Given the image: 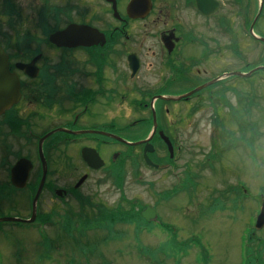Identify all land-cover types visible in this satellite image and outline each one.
I'll use <instances>...</instances> for the list:
<instances>
[{"label":"rangeland","instance_id":"obj_1","mask_svg":"<svg viewBox=\"0 0 264 264\" xmlns=\"http://www.w3.org/2000/svg\"><path fill=\"white\" fill-rule=\"evenodd\" d=\"M46 1L0 0V44L8 47L7 51L12 59L15 56L20 58L23 54L18 52L19 44L14 43L19 33L12 32L8 26L17 27L21 34H25L21 36L23 41L20 39L25 44L27 34L30 33L24 28L38 24L37 16L44 15L40 13L43 5H47L43 11L51 10V6L67 10L70 5L79 6L82 3L87 5V0ZM221 1L225 7L217 19H224L225 28L214 35L220 43V49L215 52L213 50L211 56L207 58L210 59L205 65L208 79L220 73L246 70V68L235 69L234 61L230 57L229 36L235 24H231L229 14L225 12L228 10L229 0ZM239 1L242 4L247 0ZM260 2L261 0H253L250 19L253 18L254 13L256 15ZM4 11L6 13L9 11L11 19L8 14H6L8 18H3ZM68 14H71L73 19H77L74 13L62 12L58 15V27L65 26L67 20L65 16ZM186 16L191 23L195 22L193 14L187 12L185 18ZM47 19L50 20L51 25H56L51 20V16L47 15ZM105 21L110 20L105 17ZM238 22L240 33L245 37L241 32L243 26L241 19H238ZM253 30L254 33L264 35V5ZM245 32L250 39L246 29ZM40 33H31L33 37L29 38L31 43L28 52H35L38 49L36 45L34 46V41L41 36ZM209 37L211 36L207 32L206 40ZM244 37H240V40L243 41ZM24 44L22 49L25 47ZM245 45L247 46L242 48L244 55L247 56L248 65L264 64L263 46L258 43H245ZM213 48L215 46H210V49ZM46 57H50V54L48 53ZM241 65L242 63H239L237 67ZM202 81L201 78L195 84L184 86L182 90L188 92ZM215 85L217 87H214ZM198 97L200 98L197 99ZM136 99L139 98L127 94L124 109L119 112L115 108L110 109L109 118L118 122V115L123 116L121 125L130 126L138 119L147 117V112L141 113L134 108L133 101ZM190 100L179 103V112L168 116V120L174 124L170 126L169 132L165 131L175 139L178 149L173 167L154 171L141 162L137 169L127 163L124 175H118L116 183L105 175V171L93 174L82 193L84 198H89L92 205L98 208H94V211L88 207L82 208L77 202H68V211L73 212V216L83 215L90 219V223L86 225L68 226V237L63 235L60 226H45L43 230L48 242L43 243L40 235L42 230L37 227L38 224L36 226L0 225V231L5 232V236L0 235V264H86L87 250L93 251V264H174L170 260L174 261L178 255H180L177 258L178 264H195L197 260L203 264H245L246 260L252 258V251L259 249L261 241H264V229L259 231L254 229L260 209V199L264 198V71H259L249 78L233 77L227 82L214 84L196 93ZM195 101L197 106L193 103ZM230 111L240 118L238 125L242 127L231 121L233 113ZM215 112L220 116V120H216L213 124ZM50 127L51 125L46 123V129L49 130ZM107 131L131 141L142 139L146 133L143 127H138L133 136L128 133L131 137H127L121 130L120 124ZM230 132L234 133L235 137L241 133V136L246 137L247 140L253 139V145L250 146L239 139L229 140L230 136L226 135ZM55 136L52 135L47 139L46 147L54 138L61 137L59 134ZM2 142L5 143V140L0 137V144ZM11 145L13 147L9 149L11 154L3 161L0 152V185H4L6 180L3 172L5 166L12 164L11 161H14L18 150L22 152L21 146ZM79 145L73 146V154L78 155ZM98 145L100 153L108 160L111 153L124 149L117 144ZM2 149L1 144L0 151ZM134 150L133 157H139L138 148ZM215 150L221 151V156L217 159H220L219 161L208 158L214 155ZM165 152L164 149L159 148L157 153L159 157H165ZM249 152L252 153L251 156ZM54 167L55 165L52 164L53 171ZM110 168L111 166L108 169ZM187 176L190 177L191 182L185 178ZM71 178L72 175H69L68 170L59 173L54 171L53 177L49 180L58 186H65L71 182ZM117 183L121 185V190L114 187ZM185 187L189 189L185 192L169 194L167 197L170 199L163 200V196L175 188L182 190ZM46 199L43 196L41 204L47 206ZM14 201H17L19 212L10 211L8 217H27L29 213L27 195L20 193ZM139 205L155 206L161 222L170 225L172 227L169 228L170 230L177 231L176 242L180 244L179 248L173 246L172 238L165 237V230L161 231L160 227L152 226L148 230L143 228L142 232L135 233V226L133 228L131 224H122L123 218L115 217L117 206H121L119 212L124 215L125 223L128 222V218H137ZM99 206H103L107 211L114 210L112 216L105 219L108 223L97 221L95 224L94 219L101 218ZM71 230L77 239H79V231L87 230V238L82 237L81 241H74L76 238L71 240ZM197 240L203 248L202 254H197V250H190L197 246ZM249 240L254 241L249 244L247 251ZM262 246L261 248L264 249V243ZM189 250L191 253L188 252ZM185 252L189 255L183 258L184 255L181 253ZM247 252L250 253V258L246 257ZM255 264H264V252L256 259Z\"/></svg>","mask_w":264,"mask_h":264},{"label":"flooded vegetation","instance_id":"obj_2","mask_svg":"<svg viewBox=\"0 0 264 264\" xmlns=\"http://www.w3.org/2000/svg\"><path fill=\"white\" fill-rule=\"evenodd\" d=\"M131 1L87 0V5L83 3L79 6L70 5L67 10L51 6V10H45L46 14L51 16V20L58 18L62 12L74 13L77 19L68 14L65 16L67 20L64 27H58V21L54 20L52 21L56 25H51L47 19L46 26L24 28L30 34L32 32L43 34L62 31L69 24L84 25L104 34L106 41L103 45L90 48L65 49L51 45L47 42V37L40 36L34 46H38L37 54L41 57L35 63L36 72L32 77L17 69L16 64H29L33 57L9 60V71L16 74L19 79V98L4 115L0 116V137L5 140V143H1L2 161L10 156L9 149H13L11 144L21 146L22 152L18 150V154L13 155L12 164H7L3 170L6 180L4 185H0V218L8 217V213L13 210L19 212L14 198L20 193L28 197L29 213L22 219L27 220L31 217L30 196L33 189H37L42 174L38 143L49 131L64 129L70 132L89 130L107 133V129L115 128L118 124L120 128L125 129L126 126L121 125L123 116L118 115L117 122L109 118L108 112L112 108L118 112L123 110L128 94L139 98L134 100L133 104L142 108L141 113H148L146 121L141 118L133 123L134 126L151 125L152 128L151 102L152 99H156L154 112L157 132L151 140L154 144L155 138L159 137L158 131L161 130L159 128L165 129L167 126L171 129L170 126L174 124L168 120V116L177 114L179 103L189 102L191 98L183 99L181 102L164 99L184 95L187 91H183V87L190 83L195 84L201 78L203 81L196 84L192 90L221 75L220 73L206 78L208 71L205 66L213 50L215 52L220 49V43L214 35L225 28L224 19H217L225 7L221 0H213L219 4V9L207 16L198 11L195 0H142L145 3L144 8L147 9L145 13H142L139 7L136 12L131 13L128 9ZM252 5L253 0H247L242 4L239 0H229L228 10L225 11L230 16L231 24H235L229 36V54L234 61L235 69L246 68L241 73H248L252 69L246 61L247 56L243 53L242 47L247 46L245 43H258L264 46V43L259 41L264 40V35L254 33L253 30L257 38L255 39L249 32L255 17L254 13L253 18L249 20ZM46 6L43 5L40 12H43ZM187 12L193 14L195 22L191 23L187 16L185 18ZM105 17L110 21L106 22ZM3 18L7 17L4 15ZM238 19H241L250 39L246 34L245 37L241 35ZM8 27L12 32L15 31L14 33L21 32L17 27ZM207 32L211 36L208 40L205 38ZM240 37H244V44ZM210 46L215 48L210 49ZM20 52L24 55V51ZM48 53L50 57H46ZM239 63L242 65L237 67ZM161 97L164 99H160ZM149 119L151 123L148 122ZM46 123L52 128L46 129ZM59 135L61 137L54 138L46 148L43 144L48 173L32 225L38 224L41 229L57 225L67 231V227L74 223L85 225L90 223V219L83 215L73 216V212L68 211V202L75 203L79 197L87 203L90 201L89 198H84L83 188L93 174L105 171L109 166V160L102 156L98 144L107 146L115 145L116 142L99 134ZM168 138L175 149L173 139L170 136ZM76 145H79L78 155L72 153V148ZM82 150H95L103 161V166L96 170L90 167L82 158ZM121 154L125 156L119 151L111 153L112 163L122 158ZM21 160L29 161L32 170L25 187L17 189L12 183V170ZM52 164L55 165L54 171L58 173L68 170L69 175H72L71 182L65 186H58L50 181L54 174ZM104 173L107 174L108 171ZM43 196L47 198V206L41 204ZM99 207L101 218L94 219L95 222L108 223L105 221L107 209ZM141 223V219L137 218L133 225L139 226ZM0 233L1 236H5L3 230ZM46 236L42 231V239ZM86 254H88L85 257L86 264H93V251L87 250Z\"/></svg>","mask_w":264,"mask_h":264},{"label":"water","instance_id":"obj_3","mask_svg":"<svg viewBox=\"0 0 264 264\" xmlns=\"http://www.w3.org/2000/svg\"><path fill=\"white\" fill-rule=\"evenodd\" d=\"M195 1H196L197 9L204 15H209L217 7L216 3L213 2L212 0H195ZM144 4L145 3L142 0H132L130 4L128 5V9L131 11V13L132 12L134 13L137 11L136 9L139 7L141 12L145 13L147 9L144 8L145 6ZM251 30H252V27H251ZM49 42L56 45L57 47H68V48L91 47L94 45L103 44L104 37L97 30H94L90 27H87L84 25L71 24L65 30L61 32H56L50 35ZM37 59L38 58H35L34 61L27 66L17 65V67L21 69L25 74L32 76L34 71H36L34 64ZM210 84L211 83L204 85L203 87L183 96L182 98L190 96L191 94L207 87ZM17 94H18L17 78L16 76L11 75L9 73L7 56L3 52V50L0 48V114L4 113V111L7 110L13 102L14 103L16 102L15 98L18 97ZM179 99L181 98H177L174 100H179ZM153 121H154L153 123L154 130L152 131V134L155 132V128H156L154 117H153ZM55 132H66V131L57 130ZM55 132H52L51 134ZM92 133H96V132H92ZM51 134L47 135L39 142V156L42 162V178H41L39 187L37 189V192L35 194V197L33 199V202H32L31 220L25 221V222L34 221L37 199L42 190L46 172H47L46 163H45V160L42 154V143ZM72 134H80V133H72ZM99 134H103L105 136L112 137L120 142L126 143L125 141L121 140L118 137L104 134V133H99ZM151 135H150V138H151ZM163 139L168 146L170 154L172 155L171 145L169 144L166 138L163 137ZM148 140L141 142V143H146L145 148L143 150L144 159L148 165L152 166L151 162L148 160L147 155H146L148 152L149 153L152 152V148L147 144ZM82 156L85 162L93 166V168L95 169H98L102 165V162L100 161L98 155L93 150L83 151ZM30 170H31V164L25 160H22L16 164V166L12 170V183L14 187L19 188V189L25 187L28 177H29ZM141 215L147 221H151V220L155 221L157 218V215L152 208H146L145 210L142 211ZM2 222H24V221H21L19 219L6 218V219H0V223ZM263 226H264V203L262 204L260 214L257 217L256 228L261 229Z\"/></svg>","mask_w":264,"mask_h":264},{"label":"trees","instance_id":"obj_4","mask_svg":"<svg viewBox=\"0 0 264 264\" xmlns=\"http://www.w3.org/2000/svg\"><path fill=\"white\" fill-rule=\"evenodd\" d=\"M6 14H8V15L10 16V19H11V15H10L9 11H7V13H6V11L4 12V15L7 17ZM4 15H3V16H4ZM9 16H8V17H9ZM8 17H7V18H8ZM52 20H54V21H58V18H52ZM38 22H39V25H40V26H46V25H48V23H47V16H40V17L38 16ZM43 35L46 36V35H48V34H47V33H44ZM15 38H16V41H15L14 43L19 44V45H23V44H24L23 42L20 41V39H22V37H21L20 34H17ZM22 41H23V39H22ZM25 41H26V42H30L31 39L26 38ZM19 45L17 46V48L19 47ZM27 50H28V49H27ZM16 58H17V57H16ZM226 136H229V134H227ZM127 160H128V157L124 156V158L121 159L120 163H119V164L117 165V167H116V171L119 172L120 175H122V176H123V171H124L125 163L127 162ZM166 160L169 161V159H168L167 157H166ZM154 161H155V160H154ZM155 163H156V161H155ZM157 163H159V162H157ZM132 166H133L134 168L137 169V167H138V163L135 162V160H134V162H132ZM117 179H118V177L115 178V181H114L115 183H116V180H117ZM117 186L120 187L121 185H119V184L117 183ZM111 216H112V215H110V216H108V217H111ZM115 217H117V219L125 218L124 215L120 214V212H118L117 214H115ZM113 218H114V217H113Z\"/></svg>","mask_w":264,"mask_h":264}]
</instances>
